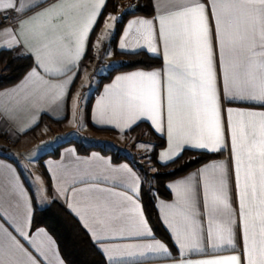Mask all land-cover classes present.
<instances>
[{"label":"snow or ice","instance_id":"obj_1","mask_svg":"<svg viewBox=\"0 0 264 264\" xmlns=\"http://www.w3.org/2000/svg\"><path fill=\"white\" fill-rule=\"evenodd\" d=\"M45 3L47 6H42ZM107 4L108 0H0V12H33L16 30L4 29L19 38L14 36L13 43L0 48L23 45L30 50L36 66L25 80L45 86V96L50 94L51 103L59 106L68 95L66 85L74 77L54 83L37 69L49 76L78 70ZM152 6L156 15L129 21L118 46L126 53L162 55L164 68L116 76L97 102L93 123L120 127L123 122L131 127L146 118L156 132H166L167 148L158 157L165 165L175 162L186 149L219 152L230 145L231 172L223 162L212 163L169 185L175 200L161 205L162 220L181 256L196 252L213 257L182 259L179 264H264V0H165L163 6L152 0ZM109 18L113 23L106 25L108 32L99 38L101 41L111 39L115 22L120 19L114 15ZM134 31L135 46L129 48L128 37ZM222 96L225 103L251 104L260 110L222 109ZM222 113L227 116V141ZM122 168L131 173L127 165ZM132 175L136 183L130 190L138 196V177ZM80 191L94 193L88 207L96 214L99 233L89 227L79 209L71 203L68 207L85 222L94 243H102L109 234L153 237L137 200L98 185ZM110 196L122 199L116 201ZM0 220L32 244L24 231L27 219L23 224H12L3 216ZM3 231L8 244L0 243V264H41L12 232L7 228ZM238 236L242 249L237 244ZM101 250L110 264H145L157 256H172L169 248L154 237L148 243L112 245ZM222 251L236 254L217 255Z\"/></svg>","mask_w":264,"mask_h":264},{"label":"crops","instance_id":"obj_2","mask_svg":"<svg viewBox=\"0 0 264 264\" xmlns=\"http://www.w3.org/2000/svg\"><path fill=\"white\" fill-rule=\"evenodd\" d=\"M25 2H27V0H25ZM156 2L158 5L163 6L165 0H156ZM42 6L46 7L47 4L45 3ZM39 10L40 9H34V11ZM7 12L15 14L18 19V24L15 28L8 26L0 27V45H8L13 43L14 36H16L17 39L19 38L15 32L8 33L5 32L4 29L11 28L13 30H16L20 21L26 20L27 17L33 15V12L31 11L26 12L25 14H17L14 11ZM155 15L156 13L154 11V14L150 17L134 16L129 18L123 24L119 37L115 43V48H110L112 62H117L118 60L114 56L115 50L120 53H126L121 50L118 45L123 38V32L128 22L137 18L152 19ZM114 16L119 17V15ZM109 17L110 16H108L104 20L101 28L96 32L92 40V35L90 36L85 55L91 45L94 50L95 59L91 64L85 67V69H87L95 62H98L97 54L99 53V51H101L102 49H106L109 46V42L111 39L108 41H101L99 39L105 32L108 31L106 25L108 21L111 20ZM135 37V31L128 37L129 48L135 46ZM32 43L34 44V42ZM156 44L158 49L162 52V46L160 45L159 40L156 41ZM2 49H13L17 53H25L26 55L30 56L33 61V67L28 70L17 83L0 90V129L2 130L4 136L9 137L16 142V146L11 148L8 147L3 140H0V150H9L8 154L2 153L0 151V216L7 217V220L12 224H23L25 219H27L28 226L24 228V231L28 234L29 239L32 241V244H29L27 240L21 238L15 231H13V228L9 226V223L3 220H0V225L3 226L0 227V243L5 245L8 244L7 236L3 231V228H7L8 231L12 232V234L15 235L18 240H20V243L30 253H32L33 256L38 258L41 264H58V261L62 259L50 234L42 228L30 231V221L33 209H43L47 207L52 201H59L63 204L66 210L78 220L80 225L83 227V229L86 231L89 238L93 242L89 230L84 226L85 222H82L79 217L69 209L68 204L71 203L74 208L79 209L81 214L85 215L86 222L89 227L96 229L99 233L100 225L95 223L96 214L92 208L88 207V205L91 203L90 197L94 195V193H91L89 191H80V189H88L90 186L98 185L101 188L109 189L113 193H124L127 196L132 197L133 200H137V202H139L142 206V178L133 167L132 163L128 160H115L112 154L104 153L96 149H92L87 152H80L75 144H65L67 141L73 140L72 138H65L64 141L60 139L54 141V139L56 138L47 135L45 129L37 136H25L26 133L40 124L41 118L43 116H46L53 121L67 120L68 123L71 122V103L74 97V93L78 89L81 78L83 77V74L85 72V69L81 73L78 72L80 62L84 59L85 55L82 60L78 62V70H74L73 72H69L62 76H49L44 73L43 69H37L41 76L54 83H62L69 80V78L74 77L71 84L66 85L68 89V95L65 101L60 103L58 106L57 104L51 103L50 94L48 96H45V86L40 85L38 81L29 82L25 80V77L28 75V73L36 66V61L33 53L30 50L26 49L23 45H15L11 48H0V50ZM141 52L146 53L145 51ZM148 55L160 59L162 61V65L150 70L136 69L126 72H119L114 74L108 82L101 85L98 93L94 95V98L92 99L90 104L87 117V130L90 133H97L92 130V128L112 131L116 133V135L114 136L120 137V135L130 132L139 124H146L150 127V129L156 136L163 138L165 141V146L157 153V162L160 165H165L160 162L158 157L159 154L165 151L167 148L166 132H156L150 121H147L146 118H141L140 121L132 124L131 127L125 126L123 122L120 123V127H116L115 124L93 123V119L96 116L97 102L100 100L101 96L104 95L105 87L110 85L116 76L130 74L132 72L140 70L151 71L164 68L165 65L162 55ZM221 105L222 109L233 108L260 110L255 108V106L251 104L225 103L223 101V96L221 97ZM222 115L224 116L225 120V138L227 141V116L226 113H222ZM88 124L92 128L89 127ZM63 132H61V134L67 135L69 133H74L75 129L73 126H66V129L65 131L63 130ZM56 150V155L50 154L51 152ZM186 150L206 152L209 154L218 155V157L202 164L197 169H194L181 177L169 180L165 183V188L169 193V198H157L155 201L157 219L160 225L159 233L152 228L144 212L145 218L148 221V225L152 229L153 237L156 240L164 243L172 253L171 257H166L163 255L157 256L154 259L146 261L145 264H179L180 260L182 259L196 261L199 259L213 258L210 255L196 252H188L184 256L180 255L178 246H175L173 243L171 231L167 229L162 220L164 211L162 210L161 205L165 203L170 204L175 200V193L173 189L169 187V185H172L176 181L188 177L193 173H196L198 169L204 167L205 165L223 162L228 166L229 171L231 172L233 162L230 156V145L229 147H226L219 152H208L205 150L195 149ZM30 155L36 158L31 159L29 158ZM124 165H127V167L131 169V173L123 170L122 166ZM132 173H135V176L138 177V196L130 190V186L136 183V180L134 179ZM230 186L232 189L233 206L235 207L234 178H232ZM73 189H76V191L73 192ZM200 190L202 199V185ZM110 199L119 201L122 198L120 196H110ZM128 206L131 207V202H128ZM203 226L205 228L207 227L206 218L204 220ZM153 237H128L109 234L107 239H105L102 243H93L97 247L101 255L104 257L106 264H110L106 255L101 250L103 247L123 245L128 243H148L152 242ZM237 244L241 249L243 248V243L239 239V236L237 237ZM206 251L210 252L211 250L206 249ZM231 254L236 253L228 251L217 253V255ZM22 264H27V261H22Z\"/></svg>","mask_w":264,"mask_h":264},{"label":"trees","instance_id":"obj_3","mask_svg":"<svg viewBox=\"0 0 264 264\" xmlns=\"http://www.w3.org/2000/svg\"><path fill=\"white\" fill-rule=\"evenodd\" d=\"M153 14L154 10L152 0H132L130 4H122L120 3V0H108L107 7L103 10V16L100 18L99 24L96 26L91 40L94 38L96 32L101 28L104 20L108 16L119 15L120 19L116 21L115 32L109 42L110 47L115 48V43L119 37L122 26L129 18L134 16L150 17ZM114 56L118 59L117 65L111 68V70H109V72L101 78V82H99L95 93L88 101L86 108L87 117L94 95L98 93L101 85L108 82L114 74L136 69L150 70L162 65V61L160 59L151 57L144 52H140V54L136 55L131 53H120L115 50ZM94 59V50L90 45L84 59L80 62L78 72L81 73L85 67L94 61ZM32 67L33 61L30 56L26 54L21 55V53H17L13 49L0 50V90L17 83ZM66 123L67 120L53 121L46 116H43L40 124L26 133L25 136H35L46 124L61 129ZM88 126L91 127L89 124ZM92 130L100 134L116 135V133L112 131L93 128ZM143 132L147 133L152 140V147L146 157L150 164L154 167V173L149 172L145 166L133 162L130 158H126L122 155H116L114 152L102 149L99 146L85 147L80 142L75 140H69L65 144H75L80 152H87L89 150L96 149L104 153L112 154L115 160L124 159L131 162L142 178L141 201L144 212L152 228L159 233L160 225L157 219L155 201L157 198H169V193L165 188V183L197 169L202 164L217 158L218 155L185 150L182 152L180 157L175 160V162L160 165L157 162V153L165 146V141L163 138L156 136L148 125L143 123L139 124L130 132L120 136L128 137L133 134ZM56 153L57 150L51 152L50 154L56 155ZM39 228L45 229L53 238L64 264H106L104 257L91 241L78 220L72 216L59 201L54 200L43 209H33L30 221V231H34Z\"/></svg>","mask_w":264,"mask_h":264},{"label":"rangeland","instance_id":"obj_4","mask_svg":"<svg viewBox=\"0 0 264 264\" xmlns=\"http://www.w3.org/2000/svg\"><path fill=\"white\" fill-rule=\"evenodd\" d=\"M108 23H113V21L109 20ZM110 48L108 46V48L99 51L97 54L98 62H95L85 69L83 77L79 83V87L74 93V97L72 99L71 122H67L61 129L46 124L35 136L39 135L45 129L47 135L56 138L54 141L59 139L64 141L65 138H72L73 140L80 142L85 147L99 146L102 149L114 152L116 155H122L126 158H130L133 162L145 166L149 172L154 173L155 169L146 157L150 149L148 147H140L141 144L145 146L151 145L152 140L147 133L143 132L133 134L128 137H118L110 134H99L98 132H92V134L87 130L86 108L88 101L95 93L99 82H101V78H103L109 70H111V68L117 65V62H112ZM77 101H79V107H77ZM66 126H73L75 132L67 135L61 134L63 130L65 131ZM0 151L6 154L9 153V150ZM29 158L35 159L36 157L30 155Z\"/></svg>","mask_w":264,"mask_h":264},{"label":"built area","instance_id":"obj_5","mask_svg":"<svg viewBox=\"0 0 264 264\" xmlns=\"http://www.w3.org/2000/svg\"><path fill=\"white\" fill-rule=\"evenodd\" d=\"M132 0H120L122 4H130ZM18 24V19L15 14L10 12H0V27L8 26L15 28ZM0 140H3L8 147H14L16 142L11 138L4 136L2 130L0 129Z\"/></svg>","mask_w":264,"mask_h":264}]
</instances>
